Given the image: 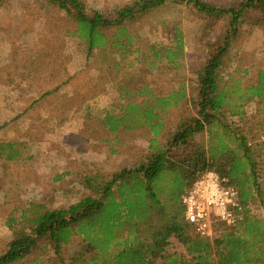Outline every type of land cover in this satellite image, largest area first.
Masks as SVG:
<instances>
[{"label":"trees","instance_id":"16d2710c","mask_svg":"<svg viewBox=\"0 0 264 264\" xmlns=\"http://www.w3.org/2000/svg\"><path fill=\"white\" fill-rule=\"evenodd\" d=\"M45 2L74 24L69 34L84 46L86 60L99 54L100 64L115 71L119 101L114 113H106L104 126L117 136H149L150 143L145 160L110 175L81 173L79 183L87 194L76 202L52 208L29 200L12 210L6 219L11 239L0 264H264V107L251 109L254 103L264 104V73L250 86L234 73H227V79L223 75L225 58L243 26L264 28V0H135L104 10L82 0ZM167 4L192 9L208 27L226 24L217 42H207L194 93L184 78L180 25H172L171 41L150 43L147 50L134 47L128 29ZM162 69L175 74L167 90L155 80ZM185 101H193L197 114L175 123ZM250 139L258 140V149ZM1 155L17 158V144L0 146ZM210 170L237 188L241 203V218L234 226L217 223L221 232L214 239L194 232L182 203ZM173 237L185 253L168 251Z\"/></svg>","mask_w":264,"mask_h":264},{"label":"rangeland","instance_id":"374dc122","mask_svg":"<svg viewBox=\"0 0 264 264\" xmlns=\"http://www.w3.org/2000/svg\"><path fill=\"white\" fill-rule=\"evenodd\" d=\"M82 1L94 10H104L135 0ZM175 24L184 34V78L194 93L207 42H217L226 24L208 27L192 9L167 4L128 29L134 35V47L147 50L150 43L171 41ZM74 27L45 0H0V146L16 143L20 152L12 160L0 156V254L11 239L6 219L12 210L25 207L29 200L65 207L87 194L79 183L81 173L110 175L145 160L148 152L149 136H117L104 126L106 113H114V103L119 101L113 87L115 71L100 64L99 54L86 60L84 46L69 34ZM259 72L264 73V28L246 24L225 58L223 75L227 79V73H234L244 86H250L258 81ZM136 75L133 71L131 77ZM174 76L162 69L155 75L157 86L167 90ZM196 114L193 101H185L173 120L177 123ZM201 136L207 138L205 133ZM250 142L259 148L257 139ZM68 248L72 251L74 244ZM168 251L185 253V248L173 237Z\"/></svg>","mask_w":264,"mask_h":264},{"label":"built area","instance_id":"2783aa9c","mask_svg":"<svg viewBox=\"0 0 264 264\" xmlns=\"http://www.w3.org/2000/svg\"><path fill=\"white\" fill-rule=\"evenodd\" d=\"M225 182L217 172L206 171L182 197L185 220L200 236L214 239L221 232L217 223L234 226L241 218L239 191Z\"/></svg>","mask_w":264,"mask_h":264}]
</instances>
